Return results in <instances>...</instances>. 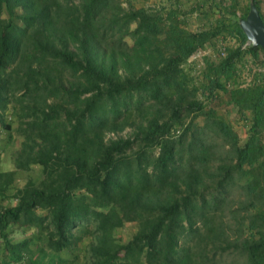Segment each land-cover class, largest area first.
<instances>
[{
	"label": "trees",
	"instance_id": "1",
	"mask_svg": "<svg viewBox=\"0 0 264 264\" xmlns=\"http://www.w3.org/2000/svg\"><path fill=\"white\" fill-rule=\"evenodd\" d=\"M241 1L198 0L219 12L192 30L181 7L0 0V148L24 137L0 170V264H264V72L240 81L264 65L240 19L264 13ZM211 44L198 81L187 62Z\"/></svg>",
	"mask_w": 264,
	"mask_h": 264
},
{
	"label": "rangeland",
	"instance_id": "2",
	"mask_svg": "<svg viewBox=\"0 0 264 264\" xmlns=\"http://www.w3.org/2000/svg\"><path fill=\"white\" fill-rule=\"evenodd\" d=\"M198 0H123L124 5L126 7H129L130 4L135 6L136 8L141 7H165V8H174V7H181L185 12H187V24L188 27L192 30H196L199 28L204 27L205 25H208L210 20L208 19L207 12L212 15V13L219 12V9L211 5V3L206 2V7L203 10L197 9L194 11V6L197 5ZM227 3H230L231 0H225ZM262 1V10L264 13V0ZM249 0H242L240 3V7L238 8L237 12L239 15H242L245 10H247V6L249 4ZM136 26V25H134ZM128 41L133 44L134 41L131 38H128ZM221 43V42H220ZM223 44V42H222ZM232 45V41H226V45ZM212 48V55L211 57L214 59H218L220 55L218 54V51L216 50L215 45H210ZM205 66V60L203 63H198L195 66H193L195 71H193V74L197 77L196 79L200 81L199 79V73L202 68ZM192 67V66H191ZM256 72H264V65L261 62H250L247 67H244L241 72L240 81L242 84H246L247 82L251 81L254 74ZM220 114L222 116H225L227 119L231 120L234 124L239 133L242 135V138H246L247 136V126L239 119V115L237 111L233 108L225 109L220 108ZM14 120V119H13ZM190 120V118L187 119V122ZM199 123L203 122V117L198 119ZM19 126V120H15L14 127L17 128ZM134 128L132 126H129L120 133L115 132H109L108 138L111 137H118V136H125L127 137L131 133H133ZM8 132L3 133V138L1 140V148H0V170H10L15 167V161L17 158L18 151L20 150L22 143L24 141V137L19 135L17 132L15 133V141L9 142L8 139ZM42 175V167L40 165H33L32 169L29 171H19L17 174V179L14 185H12L11 189L9 190V193L13 194L18 187H21L25 184V182L30 178H40ZM1 203H4L5 205H11L15 203V199H6L2 200L0 199V205ZM137 226L133 223H127V225L124 228L119 229V236L123 239V241H127L132 238V236L136 233ZM14 240H20L23 237H25V233L22 230H15L12 235Z\"/></svg>",
	"mask_w": 264,
	"mask_h": 264
},
{
	"label": "water",
	"instance_id": "3",
	"mask_svg": "<svg viewBox=\"0 0 264 264\" xmlns=\"http://www.w3.org/2000/svg\"><path fill=\"white\" fill-rule=\"evenodd\" d=\"M240 24L252 45L264 47V18L255 2L250 3L249 13Z\"/></svg>",
	"mask_w": 264,
	"mask_h": 264
},
{
	"label": "built area",
	"instance_id": "4",
	"mask_svg": "<svg viewBox=\"0 0 264 264\" xmlns=\"http://www.w3.org/2000/svg\"><path fill=\"white\" fill-rule=\"evenodd\" d=\"M235 42V41H233ZM221 52L223 55L226 54L225 48L222 46L221 47ZM212 55V48L211 47H204L202 49H199L198 51H196L194 54L191 55V57L189 58L187 65H196V63L200 64L203 63L205 58L207 56H211Z\"/></svg>",
	"mask_w": 264,
	"mask_h": 264
},
{
	"label": "crops",
	"instance_id": "5",
	"mask_svg": "<svg viewBox=\"0 0 264 264\" xmlns=\"http://www.w3.org/2000/svg\"><path fill=\"white\" fill-rule=\"evenodd\" d=\"M23 239V238H22ZM21 240V239H20Z\"/></svg>",
	"mask_w": 264,
	"mask_h": 264
}]
</instances>
